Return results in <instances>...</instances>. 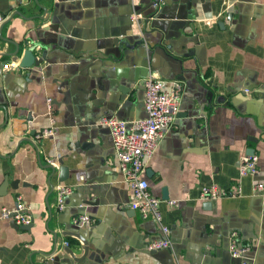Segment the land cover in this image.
Instances as JSON below:
<instances>
[{"label": "crops", "instance_id": "crops-1", "mask_svg": "<svg viewBox=\"0 0 264 264\" xmlns=\"http://www.w3.org/2000/svg\"><path fill=\"white\" fill-rule=\"evenodd\" d=\"M150 2L0 0V187L9 181L0 197V264H242L229 253L234 232L254 264H264V196L253 194L264 184V0H160L157 10ZM14 43L22 46L16 61L8 56ZM28 50L46 61L21 68ZM151 71L167 89H184L144 174L171 231L170 249L157 252L147 246L163 238L160 227L130 208L110 131L98 125L102 116L147 117ZM51 127L54 136L35 139ZM250 150L259 174L241 177ZM60 184L74 188L63 212ZM213 184H240L242 196L201 200V188ZM18 196L33 216L29 230L1 219ZM84 216L92 226L76 223ZM74 233L89 245L82 263L64 253L84 256Z\"/></svg>", "mask_w": 264, "mask_h": 264}, {"label": "built area", "instance_id": "built-area-1", "mask_svg": "<svg viewBox=\"0 0 264 264\" xmlns=\"http://www.w3.org/2000/svg\"><path fill=\"white\" fill-rule=\"evenodd\" d=\"M139 16L142 15H137L135 19H138ZM4 22L5 17L0 14V31ZM10 68H14L13 64L5 66V69ZM144 86V107L147 113L145 119L129 123L114 116H102L98 125L106 127L110 131L115 157L131 191L130 208L138 212L143 220H153L160 227L163 238L152 241L147 246L148 251L157 252L170 249L171 231L169 226L164 223L161 210L162 200L152 195L149 181L144 177V174L146 162L155 156L162 140L176 121L184 89L177 82L167 89L164 79L158 71L149 72L144 80ZM249 92L250 90H245L246 94ZM48 106L51 110V99H48ZM53 122L54 120H52V125ZM55 133V129L51 127L41 132L35 139L40 140L43 137L54 136ZM258 162L259 158L256 155L241 157L239 162L240 176H257L259 174ZM48 164H54V162L50 160ZM73 192L74 188L71 186L65 184L57 186V209L59 212L66 209V201ZM242 193L240 184L232 190L223 189L213 184L201 188L200 199L206 202H217L224 198L241 197ZM253 194L264 196V184L256 182L253 186ZM170 206L178 207V202L172 201ZM1 219L15 222L18 226H29L33 223L30 207L24 202L22 196L17 197L13 210H3ZM78 220L76 223L91 224V220L87 216ZM65 245L69 246L68 243ZM250 252V247L242 246L239 243L236 232L230 235L229 253L234 259L241 260L242 264H253L252 259L249 258Z\"/></svg>", "mask_w": 264, "mask_h": 264}, {"label": "water", "instance_id": "water-1", "mask_svg": "<svg viewBox=\"0 0 264 264\" xmlns=\"http://www.w3.org/2000/svg\"><path fill=\"white\" fill-rule=\"evenodd\" d=\"M36 4L38 5V0H36ZM159 4H160V0H151V2L148 5L147 9H150V8L153 7L155 10H157V7H158ZM42 9H43L44 12H46L45 8H42ZM17 14L19 16H21V14L19 12H17ZM137 14L138 15H143L142 13H139V12H137ZM14 45H15V48H16L15 51L13 53H11V54H8V56L13 58L14 61H16L18 59V57H19V54H20L21 49H22V46H21V44H18V43H14ZM46 59H47V54L46 53L43 54V57L41 59H37L32 54V52L28 50L27 52H24V54L22 56L20 67L21 68H30V67L35 66V67L39 68L46 61ZM7 65H11V64L9 63V64L2 65V70H4L5 66H7ZM250 151L251 152L248 153V156H253L254 155V151L253 150H250ZM62 163H63L62 161H59V164L61 165L60 168H59L60 181L61 182H66L68 180V178H69V169L67 167H64L62 165ZM54 164H51L49 166V168L53 171V173L56 172V168H55ZM150 173L151 172L148 170L147 174L150 175ZM12 186L14 187V184ZM8 187H9V181H8V179H6L4 184L0 187V197L7 194ZM212 203H215V202H210V204H212ZM12 225H14L16 227H19L18 225L15 224V222H12ZM33 225L34 224L32 223L29 226H22V228L25 229V230H29V229H31L33 227ZM88 226H92V225H88ZM70 235L71 234H69V236ZM73 235H75V237L79 238L81 240V242L83 243L85 254L81 258H76L74 256L72 250L69 247L64 249V253H66L67 255L71 256V258L73 259L74 262L82 263V262L85 261V259L87 257V254H88V251H89V245H88V242L83 237H81V236H79L78 234H75V233ZM58 257L59 258L62 257V254H59ZM239 261L242 263L241 260H239ZM252 263L254 264V262H252Z\"/></svg>", "mask_w": 264, "mask_h": 264}]
</instances>
